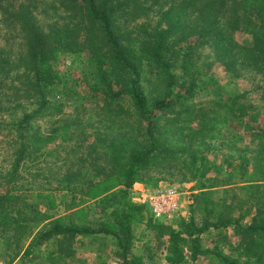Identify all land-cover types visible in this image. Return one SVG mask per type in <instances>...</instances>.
Returning a JSON list of instances; mask_svg holds the SVG:
<instances>
[{
	"label": "trees",
	"instance_id": "trees-1",
	"mask_svg": "<svg viewBox=\"0 0 264 264\" xmlns=\"http://www.w3.org/2000/svg\"><path fill=\"white\" fill-rule=\"evenodd\" d=\"M50 3L60 16L45 27L39 25L28 2L14 0L6 7L23 49L15 66L24 69L21 79L26 83L16 90L36 98L38 105L12 124L20 140L14 172L30 153L43 152L58 135L71 138L70 124L48 135L32 129V122L49 105L47 92L58 77L53 62L62 51L87 50L95 94L83 102H92L100 118L93 126L94 142L79 159L81 168L68 170L63 180L67 184L63 191L81 183V188H71L84 196L79 204H66L63 216L53 220L46 216L30 228L22 226L27 220L16 211L21 198L0 196V228L14 232L0 239V258L8 257L6 264H90L77 257L80 240V244L98 245V253L113 244L118 264H146L145 257L134 251V236L144 223L146 209L133 202L132 188L141 183L156 189L171 172L184 170L195 181V194L180 230L151 216L150 222L158 227L146 224L147 229L157 228L168 236L166 264H187L200 257L211 258L212 264H264V131L253 136L255 146L247 155L236 150V136L223 145L225 155L213 160L206 154L211 151L210 134L215 133L213 139L225 127L244 123L252 107L235 98L220 99L212 108L188 104L202 81L196 44H206L207 38L226 70L235 72L241 63L264 73V0ZM152 14L159 16L154 26L147 21L132 30L122 27L123 22L137 23ZM221 24L223 32L216 30ZM236 32L250 36L252 45L235 44ZM185 42L190 43L183 47ZM6 57L1 51L0 74L13 66ZM101 125L110 129V135L101 132ZM90 168L96 175L88 178ZM244 192L247 196L241 197ZM228 231L238 239L230 254L206 247L205 239L214 237L217 244L226 243Z\"/></svg>",
	"mask_w": 264,
	"mask_h": 264
},
{
	"label": "rangeland",
	"instance_id": "rangeland-1",
	"mask_svg": "<svg viewBox=\"0 0 264 264\" xmlns=\"http://www.w3.org/2000/svg\"><path fill=\"white\" fill-rule=\"evenodd\" d=\"M13 1L0 0V53L4 51L6 58L11 60L13 65L7 66L5 72L0 74V196L13 194L21 198L22 201L17 204L16 211H19L21 217L27 220L22 222V226L26 225L31 228L46 216L52 217V220L63 216L66 213V204L73 206L83 200L82 194L71 191L73 187L81 188V183L76 182L70 186V189L63 191L62 188L67 185L63 180L68 170L81 168L79 159L82 160L86 156L87 147L94 142L93 126L99 120L100 113L95 110L92 102H83L84 99L93 98L95 94L92 88L95 81L91 75L90 57L87 50L77 53L62 51L53 62L58 77L55 85L47 92L49 105L43 114L32 122V129L48 135L64 124H70L71 129L68 133L71 138L66 139L65 136L58 135L56 140L43 152L30 153L18 172H14L20 140L12 124L23 113H32L37 110L38 105L36 98L29 99L24 91L16 90L21 88L26 80L21 79L24 69L15 66L17 64L15 62H18L23 51L20 33L6 14V7ZM25 1L34 8L39 25L45 27L59 19V12L52 8L51 0H15L16 3ZM147 17H142L137 23L123 22L122 27L132 30L136 26L147 24V21H151L150 25L154 26L159 20L158 14H152L149 19ZM224 28L225 26L221 24L216 30L223 32ZM191 41L192 45H195V41ZM205 42L206 44L201 46L196 44L195 59L198 60L202 81L199 82V87L188 104L212 108L220 99L227 101L235 98L252 107L251 116L246 118L244 123H234L225 127L213 139L211 136L215 133L210 134L207 142L211 151L206 154L213 160L221 159L227 151L223 145H227L237 136L239 138H237L236 150H242L243 156L247 155L249 148L252 149L255 146L253 136L264 131V73L256 68H247L241 63L238 64L235 72L226 70L216 56L212 39L207 38ZM234 42L240 48L252 45L251 37L241 32L234 34ZM189 43L185 42L182 46H187ZM59 107L61 111H58ZM100 128L101 132L110 135L111 131L108 127L101 125ZM80 144L84 147L78 146ZM75 155H77L76 159ZM86 172L88 178L96 175L94 168ZM167 178L168 181L164 183L176 186L185 192H183L185 197H183L182 209L177 218L167 224L164 223L179 231L183 220H186L190 214V206L193 203V194H195L192 191L195 181L192 180L189 172L184 170L173 171ZM12 179L14 182L11 181ZM38 194H43V197L40 198ZM240 195L241 197L247 196L246 192ZM89 204L94 208L93 202ZM97 212L96 209L93 210V213L99 217ZM144 218V223L137 228L134 236V251L145 257L146 264H166L168 236L162 235L157 228L147 229L146 224L151 221V218L147 213L144 214ZM151 224L155 225L154 222ZM157 224L155 226L158 227ZM226 234L229 238L226 243L217 244L218 237H214L209 240L205 239L206 247L218 248L230 254V248L236 247L238 239L234 237L232 231ZM13 235V231L4 232L3 228H0V239ZM109 245L107 252L98 253V245H90L87 242L80 244L79 240L76 246L77 257L90 264L98 262L118 264L113 253L116 251L115 247L113 244ZM211 260V258L200 257L196 262L189 260L187 264H212ZM8 261V257L0 258V264H6Z\"/></svg>",
	"mask_w": 264,
	"mask_h": 264
},
{
	"label": "built area",
	"instance_id": "built-area-1",
	"mask_svg": "<svg viewBox=\"0 0 264 264\" xmlns=\"http://www.w3.org/2000/svg\"><path fill=\"white\" fill-rule=\"evenodd\" d=\"M171 184L159 185L156 189L136 183L131 191L134 203L142 205L154 220L169 223L175 220L182 209L185 192ZM184 192V193H183Z\"/></svg>",
	"mask_w": 264,
	"mask_h": 264
},
{
	"label": "crops",
	"instance_id": "crops-1",
	"mask_svg": "<svg viewBox=\"0 0 264 264\" xmlns=\"http://www.w3.org/2000/svg\"><path fill=\"white\" fill-rule=\"evenodd\" d=\"M165 184H167V183H164V182L163 183H160V185H165Z\"/></svg>",
	"mask_w": 264,
	"mask_h": 264
}]
</instances>
